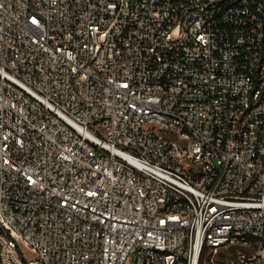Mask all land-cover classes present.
Returning a JSON list of instances; mask_svg holds the SVG:
<instances>
[{
	"label": "built area",
	"instance_id": "built-area-1",
	"mask_svg": "<svg viewBox=\"0 0 264 264\" xmlns=\"http://www.w3.org/2000/svg\"><path fill=\"white\" fill-rule=\"evenodd\" d=\"M264 264V0H0V264Z\"/></svg>",
	"mask_w": 264,
	"mask_h": 264
},
{
	"label": "rangeland",
	"instance_id": "rangeland-1",
	"mask_svg": "<svg viewBox=\"0 0 264 264\" xmlns=\"http://www.w3.org/2000/svg\"><path fill=\"white\" fill-rule=\"evenodd\" d=\"M237 259L231 250H207L202 264H236Z\"/></svg>",
	"mask_w": 264,
	"mask_h": 264
},
{
	"label": "trees",
	"instance_id": "trees-1",
	"mask_svg": "<svg viewBox=\"0 0 264 264\" xmlns=\"http://www.w3.org/2000/svg\"><path fill=\"white\" fill-rule=\"evenodd\" d=\"M207 250H208V249H206V251H207ZM206 251H205V252H206ZM205 252H204V254H203V256H202V259H201L200 264H202V262H203V260H204ZM231 252H233V255L235 256V250H234V249H231Z\"/></svg>",
	"mask_w": 264,
	"mask_h": 264
}]
</instances>
